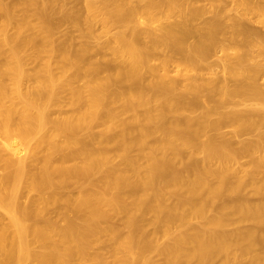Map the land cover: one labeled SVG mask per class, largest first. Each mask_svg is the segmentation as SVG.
<instances>
[{"label": "bare ground", "instance_id": "6f19581e", "mask_svg": "<svg viewBox=\"0 0 264 264\" xmlns=\"http://www.w3.org/2000/svg\"><path fill=\"white\" fill-rule=\"evenodd\" d=\"M263 72L264 0H0V264H264Z\"/></svg>", "mask_w": 264, "mask_h": 264}, {"label": "rangeland", "instance_id": "374dc122", "mask_svg": "<svg viewBox=\"0 0 264 264\" xmlns=\"http://www.w3.org/2000/svg\"><path fill=\"white\" fill-rule=\"evenodd\" d=\"M73 3H70V5H72ZM250 24V27H252V23H249ZM257 27V26H256ZM70 32L72 35H74V37L76 38L77 41L81 40V37H80V32L77 30V28L74 26H68ZM258 29V27H257ZM67 30L66 26L63 25V26H60L58 27L56 30H55V35L54 37L57 38V39H62V35L65 33V31ZM99 41H103L104 39H98ZM257 48L254 47L252 49V64H255L256 61H259L260 60V57L257 56ZM102 58V57H100ZM152 63L153 64H156L158 65L159 64V59L155 58L154 60H152ZM175 62H173L171 65H170V69L172 70L171 71V75L172 76H175V71H174V66H175ZM29 68H32L33 67V64H29L28 65ZM189 74H192V75H195L196 77H198L199 79L201 78V76H213V77H216V78H219V79H222L225 76V74L223 73L222 71V67H221V63L220 61H218V59L216 57H212L210 59H208L207 61L203 62L200 66V69L199 71L197 72H189ZM228 81L230 83H233L232 80L228 79ZM256 83L264 90V72L261 73L257 79H256ZM78 84L80 85H83L84 84V80H81L78 82ZM64 95H66V93H64ZM187 97L190 98L191 97V94H187ZM252 101H246L244 102V105H240V106H237L236 108H239V109H249L251 107V103ZM211 101L210 99H208L206 96H201L199 99H198V106H202L203 104H210ZM246 104V105H245ZM231 107H226L225 110H228L230 109ZM70 110V107L69 106H65L61 111L62 112H67ZM199 113V109H196V111H194L192 114H198ZM58 114V112H54V115ZM64 114V113H63ZM230 130V127L228 125H225L222 127L221 131L224 132V133H228ZM97 131V129L95 130ZM262 133L264 134V127L262 128ZM209 134H212V132H210ZM206 138V136H203L202 139ZM254 138V134H250V133H244L242 134L239 139L240 140H248V139H253ZM245 159H242L241 162L244 164L245 163ZM76 188L73 186V185H68L67 187H64V188H61L60 189V192L64 195H70L69 193L71 194H74L75 193V190ZM74 192V193H73ZM33 194V193H32ZM32 196H35L34 194ZM250 199L252 201H258V197L255 196V195H251Z\"/></svg>", "mask_w": 264, "mask_h": 264}]
</instances>
